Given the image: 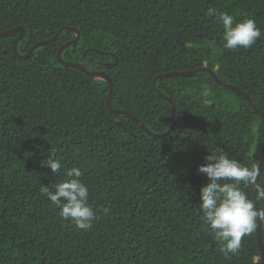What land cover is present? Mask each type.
Wrapping results in <instances>:
<instances>
[{
  "label": "trees",
  "instance_id": "1",
  "mask_svg": "<svg viewBox=\"0 0 264 264\" xmlns=\"http://www.w3.org/2000/svg\"><path fill=\"white\" fill-rule=\"evenodd\" d=\"M209 7L236 22L253 19L264 32V0H0V33L22 28L17 50L25 55L64 27L77 30L78 43L62 59L104 72L112 109L164 134L170 105L152 87L163 73L206 67L264 113V35L248 50L224 49ZM17 36L0 38V264H261L256 231L225 257L199 208L210 182L197 171L206 156L221 149L259 166L264 119L245 98L204 72L158 79L175 122L169 135L152 138L109 111L106 82L58 63L73 32L62 30L26 60L13 54ZM50 156L61 160L60 174L42 166ZM74 166L99 217L87 232L62 221L40 191L54 190ZM243 190L253 200V188ZM259 226L264 249V221Z\"/></svg>",
  "mask_w": 264,
  "mask_h": 264
},
{
  "label": "clouds",
  "instance_id": "2",
  "mask_svg": "<svg viewBox=\"0 0 264 264\" xmlns=\"http://www.w3.org/2000/svg\"><path fill=\"white\" fill-rule=\"evenodd\" d=\"M205 15L215 17L221 23L226 50H248L264 35L253 19L236 22L232 15L218 12L214 7H209ZM217 152L206 156V163L197 169L210 181L200 189L199 208L204 224L220 245V252L229 257L240 252L242 240L256 231L257 221H264V209H258L243 188H253L258 199H264V183L258 179L261 173L256 165L244 166L236 159H230L223 150ZM42 166L49 167L53 174L62 171L61 160L54 156L43 161ZM63 175L64 180L55 184L54 190L41 186V194L59 209L62 221L87 232L99 217L89 203L88 187L80 179L82 172L74 166L64 168ZM103 212L108 215L110 209L105 207Z\"/></svg>",
  "mask_w": 264,
  "mask_h": 264
},
{
  "label": "water",
  "instance_id": "3",
  "mask_svg": "<svg viewBox=\"0 0 264 264\" xmlns=\"http://www.w3.org/2000/svg\"><path fill=\"white\" fill-rule=\"evenodd\" d=\"M68 29L69 31L73 32L74 35H75V38L74 40L68 42V43H65L64 45H62L57 53H56V58H57V61L58 63L62 66V67H71V68H74V69H77L79 71H81L82 73L86 74L88 77L94 79V80H98V81H104L108 84V94H107V97H106V106L107 108L109 109V111L114 114L116 117H119V116H127L129 117L130 119H132L134 122H136L140 127L141 129L150 137L152 138H156V137H163V136H167L169 135L172 130H173V127H174V122H175V104L167 97H165L158 89H157V86H156V81L158 79H163V78H169V77H192V76H195L199 73H207L209 74V76L211 77V79L218 85L222 86L223 88L233 92V93H236L237 95L243 97L246 99L247 103H248V106L250 107L251 111L253 112V114L261 119H264V113L259 111L257 108H255L252 104V101L251 99L245 94L243 93L239 88L237 87H234V86H231V85H228V84H223L220 82V80L217 78L216 74L214 73V71H211L209 70L208 68L206 67H203V68H199V69H196V70H193V71H186V72H168V73H163V74H160L158 76L155 77V79L153 80L152 82V87L153 89L156 91V93L162 97L163 99H165L169 105H170V109H171V126L169 128V130L167 132H165L164 134H154L152 132H150L147 127L141 122L139 121L138 119L134 118L133 116H131L130 114H128L127 112L125 111H119V110H113L112 109V96H113V83L112 81L108 78V76L102 72V71H91L89 69H86L82 64L80 63H74V62H67V61H64L62 59V53L74 46L75 44L78 43V40L80 38V34L77 30L73 29V28H67V27H64L62 28L61 30H59L57 32V34L52 38V39H49V40H45V41H40V42H37L35 43L30 49L29 51L25 54V55H19L18 54V50H17V46H18V43L20 42L21 38L23 37V34H24V30L20 27H17L15 29H12V30H8V31H3L0 33V38H3V37H6V36H9V35H12L14 33H18V36L17 38L15 39L14 43H13V47H12V51H13V54L18 58V59H21V60H26L28 58H30L31 56H33L34 52L39 49V48H42L46 45H49V44H52L54 43L59 35L61 34L62 30H66ZM98 53V52H97ZM101 54V53H99ZM85 55V53H84ZM83 55V56H84ZM116 64V60L113 64H106L104 66L106 67H113L115 66ZM118 126H122V124L119 122L118 123ZM263 165H264V142H263V147H262V150H261V155H260V162H259V166H258V169L260 170V173H261V170L263 168ZM259 179V178H258ZM252 196H253V202L256 204L257 206V192L253 189L252 191ZM259 220L257 221V228H256V232H257V242H258V247H259V251H260V255H261V264H264V249H263V245H262V240H261V236H260V229H259Z\"/></svg>",
  "mask_w": 264,
  "mask_h": 264
},
{
  "label": "bare ground",
  "instance_id": "4",
  "mask_svg": "<svg viewBox=\"0 0 264 264\" xmlns=\"http://www.w3.org/2000/svg\"><path fill=\"white\" fill-rule=\"evenodd\" d=\"M19 45V44H18ZM36 52V51H35Z\"/></svg>",
  "mask_w": 264,
  "mask_h": 264
}]
</instances>
